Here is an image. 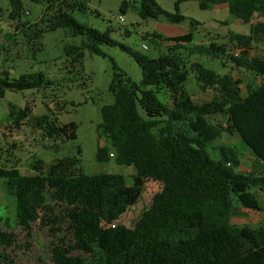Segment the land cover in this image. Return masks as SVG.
Listing matches in <instances>:
<instances>
[{
	"label": "trees",
	"instance_id": "1",
	"mask_svg": "<svg viewBox=\"0 0 264 264\" xmlns=\"http://www.w3.org/2000/svg\"><path fill=\"white\" fill-rule=\"evenodd\" d=\"M29 1L43 4V14L52 13L43 27L38 22H16L20 0H10L8 19L16 22V30L33 31L36 49L44 32L65 28L74 35L85 34V47L91 53L104 56L100 45L119 46L138 65L139 82L112 66L108 86L112 102L100 108L95 127L97 136L115 150V163L133 167L134 174L127 185L117 173H71L70 164L62 159L46 168L40 161L33 162L35 174L29 177L14 167L0 166V180L14 203L12 221L0 215V264H264V223L254 230L229 223L233 202L249 211L261 210L253 190H264V173H236L230 164L238 157L237 148H210L223 133L237 134L254 156L255 167L264 171V83L247 85L242 97L240 81L233 73L264 76V59L248 55L264 34V0H195L201 10L226 4L229 14L240 22L256 20L248 34L229 31L227 42L207 45L192 43V32L200 23L179 12V5L190 0H176L173 12L156 0H121V15L133 9L142 20L189 22L190 30L181 36L147 34L156 46L165 48L155 58L117 44L109 37L110 29L99 32L77 23L67 10L82 4ZM80 56L76 54L77 59ZM203 56L218 60L228 71L219 75L204 67L197 61ZM190 58L194 59L188 70ZM189 71L199 90H213L210 101L192 100L186 88ZM8 76V70L0 72V99L6 90L47 85L36 72L12 81ZM29 111L28 105L16 112L11 108L14 126ZM225 113V126L206 119ZM36 121L47 137L61 134L46 115ZM95 159L100 164L109 160L106 145L96 148ZM147 179L160 184L150 206L132 228L116 223L137 203ZM112 223L113 228L108 226ZM34 226L44 232L46 249L33 238Z\"/></svg>",
	"mask_w": 264,
	"mask_h": 264
},
{
	"label": "rangeland",
	"instance_id": "2",
	"mask_svg": "<svg viewBox=\"0 0 264 264\" xmlns=\"http://www.w3.org/2000/svg\"><path fill=\"white\" fill-rule=\"evenodd\" d=\"M21 1V14L16 22H38L43 27L51 19L52 13L43 14V4L34 3L29 0ZM68 3L82 4L81 8L71 7L67 12L79 24L86 28L104 32L110 29L109 37L117 44L127 46L133 51L141 53L149 58H155L163 51L164 47H158L150 39L147 33L158 28L162 35L165 31L161 25L168 26L164 18L158 20H142L133 9H128L124 15L118 12L121 0H65ZM176 0H156L166 11L173 12ZM227 7L226 4H217ZM223 8V7H220ZM227 9V8H226ZM11 11L10 0H0V25L6 23ZM228 11V9H227ZM226 10H211L208 5L206 10L198 8L197 1L190 0L179 5V12L188 18L204 21L205 26H195L193 30V44L216 40V42H227L228 28L222 23L214 29L212 20L226 19ZM230 15V14H229ZM119 16L123 21H119ZM231 16V15H230ZM235 20L234 17H230ZM170 25V24H169ZM172 26V25H171ZM250 23L236 21L229 29L246 34L249 32ZM177 31L190 30L188 21L178 25ZM6 29V28H5ZM8 36L0 38V72L8 70V80H17L21 74L40 73L47 81V85L39 89H27L23 91L4 92L0 99V166L17 169L21 176L29 177L35 174L32 163L40 161L43 168L62 159L70 164L71 173H82L87 175L97 173H117L124 177L125 183L131 185V177L134 174L133 167H123L115 163V150L107 145L103 138L98 137L95 127L100 121V108L112 102V96L108 92V86L114 72H122L134 82L141 80V71L132 57L122 51L119 46H99L104 54L91 53L86 46L85 34L74 35L70 30L57 28L53 31L44 32L38 40L39 48L33 41V31L27 29L16 30L11 27ZM34 30V29H33ZM36 30V29H35ZM15 31V34H14ZM3 32L0 29V33ZM145 46L146 49H142ZM258 52L264 53L263 43L258 47ZM68 50V51H67ZM69 52V53H68ZM76 54H81L77 59ZM194 58L186 60V68ZM204 67L223 75L228 70L222 69L220 62L208 57L197 59ZM186 88L194 101L198 104L208 102L213 97V90L208 89L202 93L198 91L194 75L189 71V79ZM161 99L160 94L157 95ZM29 106L27 116L14 126L15 116L10 115V109L16 112ZM46 115L48 121H54L61 129L59 136L47 137L45 129L39 127L37 119ZM207 121L212 124L225 126L227 114L207 116ZM107 146L109 160L98 163L95 159L96 148ZM218 145H228L238 149L237 161L231 164V169L236 173L244 175L263 174V170H255L252 166H258L252 153L242 144L237 134L229 135L223 133L221 138L214 140L210 148ZM214 153V150L212 151ZM160 184L151 179L144 183L141 195L137 203L121 216L118 224L132 228L139 219L142 212L151 203L153 196L159 191ZM258 197L261 210L260 216H264V191L260 187L253 190ZM0 215L13 220L14 203L7 195L0 180ZM256 215L240 207L233 202L229 223L236 227L254 230L258 224L254 221ZM33 238L42 248H47V239L42 230L34 226ZM36 251L40 252L37 247ZM50 264V263H49Z\"/></svg>",
	"mask_w": 264,
	"mask_h": 264
},
{
	"label": "crops",
	"instance_id": "3",
	"mask_svg": "<svg viewBox=\"0 0 264 264\" xmlns=\"http://www.w3.org/2000/svg\"><path fill=\"white\" fill-rule=\"evenodd\" d=\"M220 7H223V8H220ZM227 8V7H226ZM224 9V6H220V5H211V10H220V9H222V10H226L227 11V9ZM227 13H229L228 11H227ZM231 16L228 14V16H227V18L226 19H217V18H214L213 20H212V22H213V24H214V29L215 28H218L219 26H220V24L222 23V26H224V27H226V28H228L227 30H224V32L226 31L227 32V36H226V38L228 37V32L229 31H232V30H230L229 29V26H231V25H234L235 24V22L236 21H239V20H237L236 18H235V20H232L231 18H230ZM233 17V16H232ZM198 21V20H197ZM256 20L254 19V20H252V22H251V24L252 23H254ZM240 22V21H239ZM33 23H35V22H33ZM199 23H200V25H202V26H205L206 25V23L204 22V21H199ZM15 24H16V22H13V21H10V20H8L6 23H4V24H2V25H0V29H2L3 30V32H1L0 33V38L2 39V38H4L5 36H8L9 34H10V32H11V27L13 28V29H15L14 28V26H15ZM32 24V23H31ZM161 26V29L163 30V31H165V34L164 35H162L161 33H159L158 32V28H155V29H153V31H151V32H149V33H147L148 35H152V36H156L157 38H171V37H175V36H181V35H183V34H185L186 33V31H177L176 30V28L175 27H173V25L172 24H168V26H164V25H161V24H158V26ZM172 25V26H171ZM200 25H198V26H200ZM216 25H218V27H216ZM6 28V29H5ZM232 32H234V31H232ZM234 33H238V32H234ZM249 33V32H248ZM248 33H246V34H248ZM11 34H13V31L11 32ZM14 34H15V31H14ZM238 34H243V33H238ZM245 34V35H246ZM263 38H264V34H263V36H262V38H261V40H260V42L258 43V44H256V45H254V47H253V49H252V51H250V52H248V55H258V56H260L261 58H263L264 59V53L263 54H261V53H259L258 52V50H259V46L263 43ZM209 42H216V40H211V41H207L206 43L205 42H203L202 44H204V45H207V44H209ZM218 43H220V42H218ZM223 69V68H222ZM240 73H238L237 71H233V73H234V75H235V78L236 79H238L239 81H240V88H241V96L242 97H244V96H246V86L247 85H251V86H256V85H259V84H261V83H264V76H262V77H257V78H255V77H252L251 75H249L248 73H246V72H244V71H239ZM198 87V86H197ZM198 91H201V90H199V88H198ZM207 91V90H206ZM206 91H201L202 93H204V92H206ZM192 100L194 101V99H193V97H192ZM195 102V101H194ZM237 161V160H236ZM235 161V162H236ZM234 162V163H235ZM231 164H233V163H231ZM231 164H230V167H231ZM252 168H254L255 170H261L260 168H256L255 166H252ZM234 171V170H233ZM262 171V170H261ZM263 173H264V171H263ZM262 191H264L263 189H261ZM256 196V195H255ZM256 198H257V200L259 201V199H258V197L256 196ZM259 203H260V201H259ZM246 210V209H245ZM247 211H249V210H247ZM249 212H251V213H253L254 215H256V218H255V222L258 224V226L260 225V224H263L264 223V216H260V214L258 213V212H254V211H249ZM262 213H264V211H262Z\"/></svg>",
	"mask_w": 264,
	"mask_h": 264
},
{
	"label": "built area",
	"instance_id": "4",
	"mask_svg": "<svg viewBox=\"0 0 264 264\" xmlns=\"http://www.w3.org/2000/svg\"><path fill=\"white\" fill-rule=\"evenodd\" d=\"M119 21H120V22H122V21H123V18H122L121 16H119ZM142 49H144V50H145V49H146V47H145V46H142ZM108 226H109V227H111V228H113V227L115 226V223L109 224Z\"/></svg>",
	"mask_w": 264,
	"mask_h": 264
}]
</instances>
